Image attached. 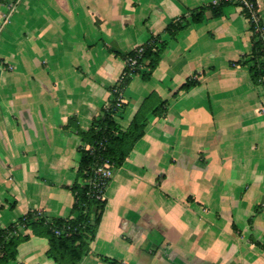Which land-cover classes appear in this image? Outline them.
Here are the masks:
<instances>
[{
    "label": "crops",
    "instance_id": "crops-1",
    "mask_svg": "<svg viewBox=\"0 0 264 264\" xmlns=\"http://www.w3.org/2000/svg\"><path fill=\"white\" fill-rule=\"evenodd\" d=\"M215 1L0 3V228L29 210L73 215L68 187L80 149L91 147L81 132L110 105L122 55L160 35L168 44L159 65L132 77L117 112L123 131L138 113L144 135L107 184L80 264H264V87L231 64L251 51L249 22L227 5L173 38L164 32ZM189 77L200 84L175 95ZM47 249L32 235L8 264H55Z\"/></svg>",
    "mask_w": 264,
    "mask_h": 264
},
{
    "label": "trees",
    "instance_id": "trees-1",
    "mask_svg": "<svg viewBox=\"0 0 264 264\" xmlns=\"http://www.w3.org/2000/svg\"><path fill=\"white\" fill-rule=\"evenodd\" d=\"M258 9L256 0H253ZM3 0H0L2 3ZM227 5H235L241 8L242 14L249 22V30L252 32V47L246 58L231 62L248 66L249 74L255 85L264 87V32L257 29L263 27L260 20L255 22L252 14L239 1L221 0L218 3H210L206 6L192 10L190 17L180 16L174 18L164 29L175 37L191 22H200L207 11L211 16L218 17L223 14V8ZM168 44V39L163 40L160 35H152L142 44L144 51L137 60V65L125 68L114 87L111 89L110 105L103 110L92 127L87 132H81L82 138H89L91 147L80 149L81 157L77 169V180L68 187L74 195L72 206L73 215L62 218H50L42 211L29 210L23 216L7 227L0 228V264H8L16 260L19 245L28 240L32 235L43 236L48 239L46 256L55 264H80L91 251V243L96 237L100 221L106 206V199H98L93 195L94 189L90 183L93 177L95 165L104 160H109L114 168L120 167L132 151L135 143L144 135L146 120L139 118L138 113L126 130H121L117 121V112L125 106L117 107L118 92H123L135 75H141L147 79L151 72L159 65L161 54ZM134 50L122 55L124 60L134 55ZM0 64L7 67L0 58ZM146 68V69H145ZM200 84L197 78L189 77L175 92L189 91ZM166 101L155 109L165 111ZM106 191V189H104ZM264 249V240L260 243ZM105 261L124 264L115 259L102 256Z\"/></svg>",
    "mask_w": 264,
    "mask_h": 264
},
{
    "label": "built area",
    "instance_id": "built-area-1",
    "mask_svg": "<svg viewBox=\"0 0 264 264\" xmlns=\"http://www.w3.org/2000/svg\"><path fill=\"white\" fill-rule=\"evenodd\" d=\"M221 0H216L214 3H218ZM239 1L242 5H244L247 10L252 14V17L255 22H259V17L257 14L256 6L253 0H235ZM257 29L262 30L264 32V27L257 26ZM135 54L132 56H128L125 61V65L135 66L137 65L138 58L142 55L144 51V47L139 45L134 49ZM124 103L123 100V92H118L117 97V107L121 108ZM115 168L112 162L109 160H104L95 165L93 169V177L90 179V183L94 189L93 195L98 199L105 198V190L109 180L112 178L114 174Z\"/></svg>",
    "mask_w": 264,
    "mask_h": 264
},
{
    "label": "rangeland",
    "instance_id": "rangeland-1",
    "mask_svg": "<svg viewBox=\"0 0 264 264\" xmlns=\"http://www.w3.org/2000/svg\"><path fill=\"white\" fill-rule=\"evenodd\" d=\"M24 5V2L22 1L21 6ZM250 79V78H249ZM251 81V80H250Z\"/></svg>",
    "mask_w": 264,
    "mask_h": 264
}]
</instances>
